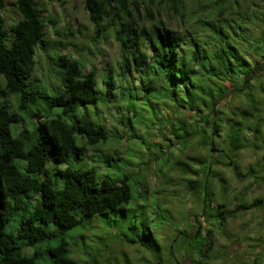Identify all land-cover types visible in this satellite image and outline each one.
<instances>
[{"label": "trees", "instance_id": "obj_1", "mask_svg": "<svg viewBox=\"0 0 264 264\" xmlns=\"http://www.w3.org/2000/svg\"><path fill=\"white\" fill-rule=\"evenodd\" d=\"M254 3L165 0L187 22L177 29L148 6V20L138 22L127 0H82L93 33L118 45L115 66L101 80L104 105L123 110L113 129L100 115L93 67L86 70L78 58L59 52L55 80L34 77L36 48L46 43L47 21L55 22L42 14L41 0H14L16 18L8 25L0 14V264H38L45 252L44 264H77L61 234L74 227L84 231L96 215L124 211L133 198L129 175L117 179L100 172L113 155L96 157L102 148L87 155L86 147L105 144L121 129L139 137L140 128L152 131L154 125L166 148L205 151L174 162L181 174L194 176L186 184L197 193L200 209L196 219H186L193 230L172 236L170 264H182L184 256L191 264H217L216 229L262 203L260 197L248 203V192L228 193V180L214 169L217 163L231 167L241 180L251 179L249 188L263 177L264 11ZM246 150L259 158L242 172L237 157ZM78 160L86 165L76 166ZM158 212L140 230L130 224L138 237L126 240L159 250L151 229L161 222ZM54 232L60 235L54 245L23 252ZM259 245L245 264H264V238Z\"/></svg>", "mask_w": 264, "mask_h": 264}, {"label": "rangeland", "instance_id": "obj_2", "mask_svg": "<svg viewBox=\"0 0 264 264\" xmlns=\"http://www.w3.org/2000/svg\"><path fill=\"white\" fill-rule=\"evenodd\" d=\"M14 0H0V14L5 18L6 24H10L16 18ZM188 1V0H187ZM43 15L50 16L55 22L47 21L45 40L40 48H36L35 59L37 61L33 75L36 78L55 80L57 68L54 57L55 53H68L84 63L85 69L94 68L98 78L96 90L99 93L101 111L100 115L105 119L107 126L113 129L117 125V117L122 109L116 105L105 106L103 101L104 89L101 80L106 74L109 65L115 66L118 59V45L112 37L107 40L93 33L88 12L83 7L82 0H41ZM257 9L264 11V0H252ZM132 13L137 16L138 22L148 20L144 16V7L148 6L153 11L155 18L173 28L182 29L187 22L165 5V0H127ZM246 18H244L245 20ZM107 25L113 21L106 20ZM248 27L251 24L246 21ZM113 101L115 96L110 97ZM102 102V104H101ZM45 112L46 109L42 108ZM57 111V109H53ZM167 114V112H164ZM27 120V119H26ZM16 126H11L15 131ZM139 137L130 138L129 131L120 130L119 136L110 137L103 145L87 146L86 154L89 155L97 148L96 157L112 154L110 163H103L100 172H107L112 178H123L129 175L127 180L131 187L133 198L126 205L124 211L116 214L106 212L96 215L91 225L84 231L78 227L67 229L61 236L68 241V253L76 259L77 264H170L168 257L170 251L168 245L172 236L178 229L193 230L187 223V218H194L199 212L198 196L191 188L187 187L186 179L194 177L192 174H181L177 170L176 160L186 159L195 152L204 153L203 150L195 151L190 147L180 149L166 148L161 143L154 125L152 131H144L140 128ZM114 135L111 132V136ZM156 143V148L153 144ZM164 152V153H163ZM168 156L165 157L164 154ZM218 155L217 152H213ZM171 162L165 163L166 159ZM239 168L245 172L249 165H254L257 156L253 151H243L238 157ZM86 164L92 162L85 159ZM81 160L75 161L76 166H85ZM169 167V168H167ZM214 169L223 174L228 180V193L233 196L248 192V203L255 197L262 199L261 205L251 207L247 212L240 213L235 218H230L222 228L216 229L213 251L218 256L217 264H245L260 252V243L264 238V172L263 177L249 188L250 178H238L231 167L215 164ZM264 169V168H263ZM23 171L22 168H20ZM145 183V187H142ZM138 190L142 193L138 194ZM233 206V202H230ZM159 207L158 216L161 222H157L151 229L155 231L160 249L149 250L137 243L128 242L126 237L137 239V230L142 228L141 222L154 218L155 208ZM104 215V216H102ZM130 224L137 225L138 229L130 228ZM49 231L54 230L53 225L45 227ZM60 235L57 232L53 236L35 247H23L25 254H31L36 248L43 249L52 246ZM49 261L47 252L39 255L38 264ZM182 264H191L187 256L182 258Z\"/></svg>", "mask_w": 264, "mask_h": 264}]
</instances>
